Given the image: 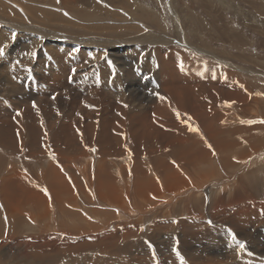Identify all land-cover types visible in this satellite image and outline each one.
<instances>
[{
    "label": "bare ground",
    "instance_id": "6f19581e",
    "mask_svg": "<svg viewBox=\"0 0 264 264\" xmlns=\"http://www.w3.org/2000/svg\"><path fill=\"white\" fill-rule=\"evenodd\" d=\"M116 1L121 2L122 0H107L112 3ZM123 1L126 3V7L133 2L135 5L140 2V0ZM247 1L253 3L252 5L256 4L257 9L264 8V0ZM226 2L227 0H204L202 4L205 7L208 3L209 6L224 8L223 11H227L225 9L227 7L229 10L227 13L231 14L238 10L235 0H230L228 5ZM95 3L97 0H0V49H2L0 51V69H4L2 67L10 60L14 69V75H10L11 77L3 73L5 70L0 73V96L6 95H2V91L6 90L3 87H7L6 85L11 81L12 87H17L14 88L15 90L22 89L26 83L34 85L31 92L23 95H17L19 92L15 94V90L7 89L8 97L16 99L17 108L15 110L18 115L15 116L11 110L10 116H8V113L5 114L8 110L7 104L5 108L0 104V146L8 151H18L20 148L28 150V156L35 159L36 157H45L49 144L53 142L58 155L56 158L64 163L62 167L65 168L64 171L71 172L70 176L78 188V197L76 198L69 193L72 192V189L62 175L61 166L48 161H46L47 163L39 161L45 163L42 166L43 169L33 168L30 170V175L35 176L43 186L47 185L51 188L50 194L54 201L50 209L48 205H45L47 199H43L41 197L43 194L37 191V188L41 187L31 183L26 173L23 174L24 176L18 175L14 166L11 173V171H7L4 164V167L0 165V238L2 236L6 239L1 245V258L9 264H61L62 262V264H100V262L103 264V261L104 264H141L139 263V257H141L144 259L142 260L143 264V261H146L150 255V244H159L157 236L163 235V232L157 230L153 234L147 229V231L142 230L139 233L136 230L135 232L125 231V228L124 231L122 230L123 234H119L121 231L119 228L127 227L132 220L131 212L133 210H136L135 216L144 220V217L155 210V205H161L168 201V190L167 194L162 197L157 194V192L159 193V188L155 184L157 179L154 181L156 177L149 176L148 173L149 170H154L161 175L162 185L164 182L177 194L183 193L189 186L188 182L187 185L183 180L184 183L180 182L176 175L179 171H184L183 173L187 174L190 181L192 180L198 187V196L200 197L203 196L202 184L207 180V205L205 206H207L208 212L204 211L207 213L206 219L205 213H202L203 201L194 200L193 205L188 201L192 205L190 207H192L193 213H188L187 218L182 217L183 219L180 220L181 224L185 225L182 237L177 238L179 232L176 237L174 234L172 238H176L177 242L162 247V249L159 248L158 257L150 258V260H154L155 264L156 260L159 263L167 260V263L170 261L172 264H264V201H260L259 198L257 201L254 197L256 196L254 190L264 186V112H262L260 120L258 119L259 121H253L249 117V106H252L247 97L249 92L247 93L245 90L246 83L243 81V85L242 81H239L240 79H234L231 74L225 71L224 74H221L218 70L210 69L202 62L194 60V57L187 56L188 53L185 55L182 54L183 51L180 53L175 50L176 48L172 49V46L157 47L158 43L165 42L163 39L167 40L168 38H164L166 35L163 37L160 33L152 32L131 37V39L137 38L131 43H122L120 40V46L112 47L110 50L109 56L113 59L111 64H96V62L92 66L89 63L79 62L88 67L86 71L80 72L79 66L77 65V70L74 65L81 61L82 56L87 58V54L92 53L95 48L97 50L98 47L107 48L110 44L108 41V43L105 42L106 40L102 43L99 42L100 39L96 41V38L99 37L96 36L97 33L90 36V39L84 40L81 38L82 36H79L83 33L76 35L77 32L69 30L68 27L76 28L80 23L85 25L88 30L95 32L102 30H115L116 32L126 29L130 30L128 31L130 34H135L140 28L137 24H119L121 21L118 23L119 25H111L110 22L104 23L109 16H107V12L101 19L102 21L95 19V15L91 14L92 12L88 8L89 5L92 6ZM141 3L138 5L141 6ZM172 3L173 0L171 2L173 7ZM184 3L188 4L185 1ZM159 6L162 7V5ZM130 7L132 8V6ZM87 8L89 10H86ZM149 8L151 7L149 6ZM91 9H94V6ZM138 10L146 9L138 8ZM187 12L191 13L192 11ZM243 12H245L244 8ZM134 13L136 14L130 15V17L144 23L142 12L138 13L135 10ZM123 14L126 15V13ZM192 14H189L190 17ZM248 14V18L255 19L252 13ZM243 16L237 11L235 18ZM147 19L149 18L146 17ZM155 19L157 18L155 17ZM182 20L184 22L183 17L176 14L175 21L178 31L182 32L184 38L185 30L188 28L183 25ZM255 20L258 22H255V27L264 23L261 20ZM263 27L264 24L261 28ZM189 32L191 31L189 30ZM263 32H261L262 35ZM120 34L122 35V33ZM100 35L102 34L100 33ZM201 38H203L202 35ZM43 39H47L48 42H55L56 39L58 41L70 39L71 41L67 42V44L71 43L70 47L68 48L66 44L59 51L60 54H64L65 59L58 56L59 58L54 60H44V57L50 58L51 54L48 50L44 51L46 44ZM48 46L46 45V47ZM77 46L80 48L79 50H77ZM140 48L146 50L140 55L142 61L146 62L152 59L155 63L157 60L158 63V68L156 65L155 68L159 71L161 85L157 88L158 91L156 89L157 92L154 96L140 94L138 92L143 91L136 92L137 90L129 92L127 95L125 76L131 71L129 70L131 65L125 66L123 61L126 54L137 53L141 50ZM33 49L38 52L36 56H34ZM66 54L69 56L66 57ZM37 57H43L40 61L45 65L36 64L34 60ZM18 59H23L25 66L21 63L18 64ZM141 59L140 64H142ZM136 62L138 61L136 60ZM153 63L150 61V65L154 68ZM228 63L233 68L247 71L253 77L254 74L264 77V72H260L261 70L254 67L251 69L242 68L230 61ZM140 64L139 66H141ZM41 68L46 72V75H39L40 72L43 73V70L39 71ZM75 69V73H70ZM223 77L227 81L223 85L217 83L218 86H216L215 83L222 80ZM70 78L71 84L79 86L81 90L73 91L72 86L69 87L67 82ZM236 98L240 99L239 110L230 111V118L234 115L233 118L237 120L238 115L240 117L244 115L246 119L239 123L228 120V124H232L233 127L229 124V127L227 126L229 129L226 130V125H224L218 129V133L214 132V136L218 139L214 144L215 151L211 154L209 153L211 149L208 150L205 146L209 145V142H205L204 145L203 139H199L200 135L197 134L194 127L207 128L208 120H210L208 124L212 122L223 124L225 119L219 117L222 115L219 106L230 104L231 107L233 101H237ZM10 102L13 103V101ZM21 105H24L23 108ZM260 107L264 110V106ZM3 110H5L4 113ZM188 116L192 120H189ZM125 142L130 146L129 149L127 147L125 150ZM94 144L97 147V155L99 154L98 160L95 163L86 161L85 166L79 164L85 160L83 157L87 156L88 148ZM124 150L125 153H123ZM160 151L162 152L159 153ZM127 157L132 158L128 163L126 162ZM168 158H173L174 161H169ZM217 158V163L214 164L213 162ZM1 160L0 157V162L3 163ZM15 165L17 167L19 164ZM32 166L34 167V165ZM241 166L244 167L239 170L241 173L239 172L238 178L233 183L231 182L232 184L221 181V177L225 178L229 168H236L238 171ZM205 170L208 172L205 173ZM236 174L237 177L238 174ZM235 176L230 175L228 178L232 180L236 178ZM18 183L19 185H17ZM191 184L190 186H192ZM192 190L180 195L176 200L178 203L173 205V208L178 210V216L184 215V210L189 204L187 202V199L190 198L188 194ZM153 194L156 196L153 197ZM33 197H38V200L28 202ZM79 198L85 202L83 208L82 206L77 207ZM68 201L73 202V208L70 207V203L67 208ZM46 204L48 203L46 202ZM5 205L10 209L5 208ZM167 205L168 203H166ZM81 208V211L87 212L89 216L92 215L91 219L82 216ZM98 209L104 211L108 217L101 216L102 220L100 221ZM52 210L55 218L59 213V226L56 223V225L51 223L54 220L51 215ZM160 211V217L170 218L166 208L163 207L158 212ZM187 212L189 211L187 210ZM92 218H99V220L96 221ZM137 221H131L132 223L128 226L135 227L134 224ZM165 222L168 221H162V223ZM112 225L115 226L112 231L103 230V228L107 229ZM196 228L197 232H194ZM206 231L207 246L199 248L193 245L198 239L196 236ZM16 237H19L21 243L18 244L21 245L15 243ZM11 246L18 249L16 255L11 254ZM98 248L105 251L100 258L95 255ZM202 251L207 252V263L203 262L202 255H197ZM170 262L169 264H171Z\"/></svg>",
    "mask_w": 264,
    "mask_h": 264
},
{
    "label": "rangeland",
    "instance_id": "374dc122",
    "mask_svg": "<svg viewBox=\"0 0 264 264\" xmlns=\"http://www.w3.org/2000/svg\"><path fill=\"white\" fill-rule=\"evenodd\" d=\"M143 1H145V2H143ZM159 1V2H158ZM153 0V1H151V0H140V2H138L139 4L141 3L142 5L140 6V5H138V3H136V5L134 4V2H133V4L131 3V5L129 4V5H127L128 7H126L125 6V4L126 3H124V1L122 0L121 2L120 1H116L115 3H112V2H107V0L105 1V0H97V3H95L94 5H89L88 6V8L90 9H86V10H89V11H91L90 13L91 14H93V15H95V19H103L104 18V16L107 14V16H108V19L106 18V21H104V23H106V22H110V24L111 25H119V24H124V25H132V24H137L138 26H140V28H138L139 30L135 33V34H130V32H128V31H130V30H126V29H121V30H119V31H116V32H118V33H116L115 32V30L114 31H112V30H102V31H91V30H88L87 29V27L85 26V25H83V24H80L79 23V25L78 26H76V28H71L70 29V27H68L69 28V30H73L74 32H77L76 33V35H78L79 33L80 34H82V35H79V36H82L81 38H83L84 40L85 39H90L89 37L90 36H92L93 34L95 35L96 33V36H99L98 38H96V41H99V39H100V43H102V42H104L105 40V42H109V44L110 45H108L109 47H104V48H102V47H98V50H97V48H95V50L92 52V53H88L87 55H88V57L86 58V56H85V58H83V56L81 57V61H78V62H76L75 63V65H74V68H76L77 70H78V66H79V69H80V72H82V71H86L87 70V66L85 67V66H83V64H87V63H89V65H95V63L96 64H99V63H112V57H110L109 55H110V50H111V48L113 47V48H118L119 46H120V42L122 41V43L123 42H132L133 40H135V39H137V38H134V39H131V37H136V36H141V35H146L148 32H152V33H155V34H159L160 33V35H162L164 38H168L167 40L166 39H163V41H165V42H162V43H158L157 44V47H161V46H164V47H171L172 49H175L177 52H180V53H182V51H183V53L182 54H187V56L189 55V56H192V58L194 59V60H197V61H199V62H202L203 64H205V65H207V67L208 68H210V69H215V70H218V71H220V73L221 74H224L225 72L226 73H229V74H231V77H233L234 79L236 78V80H238V79H240L239 81H242V84H243V81H244V83H246L245 85H246V92L248 93L249 92V96H247L248 98V101H249V103L251 104V106L252 107H250L249 106V111H248V114H249V117L253 120V121H255V120H260V118H261V116L263 115L262 114V112H264V110L263 109H261V107L260 106H264V77H261L260 75H258V74H254V77L252 76V75H250V74H248L247 73V71H242V70H238L236 67H232L231 66V64L229 65V61L230 62H232V63H234L235 65H239V66H242V68H250L251 69V67L253 68H256V69H259V70H261L260 72H264V27L263 28H261V26L264 24H259L260 25V28H259V25L258 26H254L256 23L255 22H257L255 19H257V20H261V21H263L264 22V8H258L257 9V7H255V5L256 4H254V5H252L253 3H251V2H249V1H247V0H245V2H244V0H235V2H237V7H238V10H235V11H233V13L231 14V13H227V11H229L228 9H227V7H225V9L227 10V11H223L224 10V8H218L217 6H209L208 5V3H207V6L205 7L203 4H202V1H204V0H184L185 2H188V4L187 3H184V1L183 0H173V7L171 6V2H172V0L170 1V0ZM181 1V2H180ZM183 1V2H182ZM230 0H227V5H228V2H229ZM118 2V3H117ZM238 2H241V3H238ZM146 3V4H145ZM156 3V4H155ZM166 3V4H165ZM264 3V2H263ZM113 4V5H112ZM124 4V5H123ZM187 4V5H186ZM194 4V5H193ZM251 4V5H250ZM100 5V6H99ZM102 5V6H101ZM144 5V6H143ZM146 5V6H145ZM159 5H162V7L164 8H162L161 6H159ZM201 5V6H200ZM230 5H232V4H230ZM241 5H242V7H241ZM93 6H94V9H91V7L93 8ZM96 6H98V7H96ZM110 7V8H108V7ZM113 6V7H112ZM117 6V7H116ZM128 8L127 10L124 8ZM130 6H132V8L134 9H132ZM143 6V7H142ZM149 6L151 7V8H149ZM239 6H240V8H241V10H240V8H239ZM100 7H101V9H100ZM106 7V8H105ZM116 9H115V8ZM119 7V8H118ZM254 7V8H253ZM96 8H97V10H96ZM112 8V9H111ZM130 8V9H129ZM138 8H143V9H146V10H142V11H139L138 10ZM155 8H158L157 10L155 9ZM169 8V9H168ZM184 8V9H183ZM204 8H206V9H204ZM243 8L245 9V12H243ZM247 8V9H246ZM108 11H107V10ZM118 9V10H117ZM120 9H122V10H120ZM126 11H125V10ZM149 9V10H148ZM155 9V10H154ZM188 9V10H187ZM93 10V11H92ZM95 10V11H94ZM130 10H132V11H130ZM135 10H137V12L138 13H141V14H143V17H144V20L146 21H144V23L143 22H138L135 18H133L132 16L130 17V15H135L136 13H134L135 12ZM152 12H151V11ZM195 10V11H194ZM259 10V11H258ZM261 10H263V11H261ZM88 11V12H89ZM119 11V12H118ZM121 11H123V12H121ZM182 11V12H181ZM187 11H192L191 13H189V12H187ZM205 11V12H204ZM237 11H239V13H241V14H243L244 16L242 17V18H239L238 17V19L237 18H235L236 17V14H237ZM107 12V13H106ZM156 12V13H155ZM195 12H196V14H195ZM200 12V13H199ZM207 12V13H206ZM209 12V13H208ZM252 13L253 14V16H254V18L255 19H253L252 20V18L251 17H247L249 14L248 13ZM98 13V14H97ZM102 13V14H101ZM104 13V14H103ZM106 13V14H105ZM123 13H126V15L125 14H123ZM175 13V14H174ZM187 13V14H186ZM192 13H194V14H192ZM223 13H225V14H223ZM147 14V15H146ZM149 14H151L150 15V17H148L149 16ZM158 14V15H157ZM176 14H178V15H180V16H182L183 17V19H184V22H183V20H182V23H183V25L186 27V28H188V30H185L186 32H185V37L183 38L182 37V32L181 31H178V26H177V22L175 21V16H176ZM189 14H192V16L190 17V15ZM199 14H201L200 16H198ZM206 14H207V16H206ZM227 14V15H226ZM129 15V16H128ZM204 15V16H203ZM225 15V17H223ZM119 16V17H118ZM121 16V17H120ZM125 16V17H124ZM147 18H149V19H147L146 20V17ZM169 18H168V17ZM189 16V17H188ZM202 16V17H201ZM226 16H229V17H226ZM233 16V17H232ZM71 17H73V16H71ZM118 17V18H117ZM155 17L157 18V19H155ZM197 17V18H196ZM114 18V19H113ZM123 18H124V20H123ZM126 18V19H125ZM153 18V19H152ZM232 18H234V19H232ZM117 19H119V20H117ZM230 21H229V20ZM240 19H241V21H240ZM125 20H127L126 21V23H125ZM133 20V21H132ZM187 20V21H186ZM246 20V21H245ZM102 21V20H101ZM121 21V22H120ZM189 21V22H188ZM115 22V23H114ZM120 22V23H119ZM156 24H155V23ZM231 22V23H230ZM233 22V23H232ZM119 23V24H118ZM157 23H158V25H157ZM246 23H248V24H246ZM258 23V22H257ZM136 25V26H137ZM146 25V26H145ZM187 25V26H186ZM243 25V26H242ZM253 25V26H252ZM79 26H82L83 27V29H82V27H79ZM110 26V25H109ZM137 26V27H138ZM148 26V27H147ZM160 26V27H159ZM250 26H251V28H250ZM77 27H78V29H77ZM144 29H143V28ZM184 27V28H185ZM192 27H194V28H192ZM254 27V28H253ZM65 28V27H64ZM68 28H66V30H68ZM198 28V30H196ZM204 28V29H203ZM248 28H250V29H248ZM77 29V30H76ZM81 29H82V31H81ZM84 29H86L85 31H83ZM194 29V30H193ZM256 31H255V30ZM262 29V30H261ZM66 30H63V31H66ZM76 30V31H75ZM189 30L191 31V32H189ZM195 30H196V32H195ZM239 30H241L240 32H239ZM71 31H68V32H71ZM81 31V32H80ZM146 31V32H145ZM158 31V32H157ZM162 31V32H161ZM163 31H164V33H163ZM85 32H86V34H85ZM88 32V33H87ZM95 32V33H94ZM126 32V33H125ZM143 32V33H142ZM167 34H166V33ZM253 32V33H252ZM261 32H263V35H262V33ZM91 33V34H90ZM100 33L102 34V35H100ZM120 33H122V35L124 36V35H128V36H126V37H123ZM123 33H125V34H123ZM177 33H179V34H177ZM256 33H258V34H256ZM88 34V35H87ZM90 34V35H89ZM115 34H117V35H115ZM138 34V35H137ZM188 34V35H187ZM197 34H199V35H197ZM19 35H20V33H19ZM107 35H109V36H107ZM111 35V36H110ZM113 35H115V36H113ZM193 35V36H192ZM201 35H202V37L203 38H201ZM204 35V36H203ZM102 36V37H101ZM196 36H197V38H196ZM198 36H199V38H198ZM207 36V37H206ZM104 37H106V38H104ZM191 37V38H190ZM246 37V38H245ZM115 38V39H114ZM118 38V39H117ZM185 38H186V40H185ZM193 38V39H192ZM196 40H195V39ZM103 39V40H102ZM113 39V40H112ZM179 39V40H178ZM204 39V40H203ZM238 39V40H237ZM44 40V42H45V44L48 46V47H46V45H45V50L44 51H47L48 50V52H50V54H51V57L50 58H48V57H44L45 59L44 60H46V61H49V60H54L55 58H62V59H65L63 56H64V54H60L61 52H59V51H61V49L67 44V42H68V40L69 41H71L70 39H62V40H57L56 39V41L54 42V41H50V42H48L47 41V39H43ZM102 40V41H101ZM110 40V41H109ZM121 40V41H120ZM131 40V41H130ZM172 40V41H171ZM182 40V41H181ZM189 40V41H188ZM192 40V41H191ZM194 40V41H193ZM203 41V42H200V41ZM207 40V42H205ZM251 40V41H250ZM61 41V42H60ZM119 41V42H118ZM186 41V42H185ZM239 41H240V43H239ZM259 41V42H258ZM262 43H261V42ZM64 42V43H63ZM75 42V41H74ZM107 42V43H108ZM116 42H118V43H116ZM167 42V43H166ZM189 42V43H188ZM197 42V43H196ZM246 42H247V45H246ZM48 43V44H47ZM51 43V44H50ZM78 43V42H77ZM183 43V44H182ZM191 43V44H190ZM55 44V45H54ZM64 44V45H63ZM69 44H71V43H69ZM69 44H67V47L69 48L70 46H69ZM59 45V46H58ZM63 45V46H62ZM174 45V46H173ZM197 45V46H196ZM200 45V47H198ZM202 45V46H201ZM205 45H207V46H205ZM50 46H52V47H50ZM81 46H83L82 44H81ZM53 47H57L56 49H54ZM78 47V46H77ZM140 47V46H139ZM174 47V48H173ZM185 47V48H184ZM207 47V48H206ZM52 48H53V50H52ZM204 48H206L205 50H204ZM213 48V49H212ZM244 48V49H243ZM58 49V50H57ZM80 48L78 47V49L77 50H79ZM101 49V50H100ZM103 49V50H102ZM141 50H139V52H141V53H139V52H137V53H130L129 55H125V59H124V61H123V63H124V65L125 66H130L129 67V70H131V71H129L128 72V74H127V76H125L126 77V81H127V83L125 84V86L127 87L126 89H127V95H128V93L130 92H132V91H136V92H138V91H143V92H138V93H140V94H145V95H149V96H154V94L158 91V87H160V82L161 81H159L160 79V76L158 75L159 74V71L155 68V65H156V67L158 68V63H157V60H156V63H155V61L154 60H152V59H150L149 61H146V62H144V61H142V59L140 58L141 56V54H143V52L145 53L146 52V50H144V49H142V48H140ZM216 49H218V50H216ZM56 50V51H55ZM97 50V51H96ZM179 50H181V51H179ZM220 50V51H219ZM89 51V50H88ZM212 51H213V53H212ZM22 52V51H21ZM33 52H34V56H36L37 54H38V52H37V50H35V49H33ZM36 52V53H35ZM53 52H57V53H53ZM73 52H75V51H73ZM207 52V53H206ZM208 52H209V54H208ZM70 53V52H69ZM83 53H84V51H83ZM211 53V54H210ZM58 54V55H57ZM71 54V53H70ZM90 54V55H89ZM98 54V55H97ZM107 54V55H106ZM191 54V55H190ZM55 55H57V56H55ZM62 55V56H61ZM67 55V54H66ZM65 55V56H66ZM136 55V56H135ZM59 56V57H58ZM69 56V54L66 56V57H68ZM43 57H37L34 61H35V63L36 64H41V65H45L44 64V62H42V61H40ZM130 57V58H129ZM132 57V58H131ZM139 57V58H138ZM83 58V59H82ZM224 58H225V60H227V61H225L224 60ZM140 59H141V63L143 64H140ZM136 60L138 61V62H136ZM3 61H5V60H3ZM11 61V60H10ZM10 61H7V64L9 65H7V64H5L2 68H4V69H0L1 71H0V73L3 71V70H5V72L3 71V73H5L8 77H11L12 75H14V69H13V63L11 62V64H10ZM18 61V64L19 63H21V64H24V66H25V62L23 61V59H18L17 60ZM24 63H23V62ZM38 61H40V62H38ZM125 61H126V63H125ZM150 61L153 63V66H154V68L150 65ZM223 61V62H222ZM1 62H2V59H1ZM9 62V63H8ZM42 62V63H41ZM83 63V64H80V63ZM86 62V63H85ZM92 62V63H91ZM134 62V63H133ZM14 63H15V61H14ZM48 63V62H47ZM146 63V64H145ZM217 63V64H216ZM134 64V65H133ZM139 64L141 65V66H139ZM78 65V66H77ZM257 65V66H256ZM139 66V67H138ZM147 66H149V67H147ZM210 66V67H209ZM9 67V68H8ZM10 67H12V68H10ZM81 67H83V68H81ZM144 67H146V68H144ZM213 67V68H212ZM215 67V68H214ZM218 68V69H217ZM8 69H10V70H8ZM76 69L75 70H73V72L72 71H70V73H75V71H76ZM83 69V70H82ZM148 69V70H147ZM154 69V70H153ZM228 69V70H227ZM237 71H236V70ZM8 70V71H7ZM11 70H13V71H11ZM40 70H43V68H41V69H39V71ZM133 70V71H132ZM156 70V71H155ZM235 70V71H234ZM145 71V72H144ZM155 72V73H152V72ZM225 71V72H224ZM133 72V73H132ZM149 72V73H148ZM151 72V73H150ZM232 72V73H231ZM237 74H236V73ZM129 73H130V75H129ZM146 73V74H145ZM144 74V75H143ZM220 74V75H221ZM233 74V75H232ZM11 75V76H10ZM39 75H46V72L43 70V73L42 72H40L39 73ZM69 75V74H68ZM133 75V76H132ZM155 75V76H154ZM157 75V76H156ZM131 76V77H130ZM135 76V77H134ZM222 76V75H221ZM41 77H43V76H41ZM127 77L129 78L128 80H127ZM154 77V78H153ZM44 78V77H43ZM131 78V79H130ZM136 78V79H135ZM238 78V79H237ZM152 79H155V80H152ZM220 79V78H219ZM223 79H225V77H223ZM218 80L215 84H216V86H218L217 85V83L219 84V85H223V83H225L227 80L225 79V80ZM69 82H67L68 83V85H69V87H71L72 88V90L73 91H76V89H79V90H81V88L79 87V86H75V85H73V84H71L72 83V81H71V78L68 80ZM130 81V82H129ZM157 81H158V84H157ZM220 81V82H219ZM155 83H156V85H155ZM222 83V84H221ZM228 83H230V82H228ZM227 83V84H228ZM28 83H26V84H24V86H23V91H22V89H14V88H17L16 86H13L12 87V85H13V83H12V81L9 83V84H7L6 86L7 87H3L4 89H6L5 91H2V95L3 94H6V95H3V97L2 96H0V99H2L3 98V100H0V104L1 105H3V108H5V106H6V104H7V108H8V110H7V112H5V114H7L8 113V116H10V113L9 112H11V110H13L12 112H14V115L15 116H17L18 114H17V110H15V108H17V105H16V103H15V101H16V99H15V97H12V98H10V97H8L9 95L7 94V92H8V88H10L9 90H15V94H16V92L18 93H20L21 91H22V93L21 94H17V95H23V94H25V93H28V92H31L32 91V88H33V84L32 83H29V85H27ZM143 84V85H142ZM146 84H148V85H146ZM248 84V85H247ZM10 85V86H9ZM142 85V86H141ZM150 85V86H149ZM158 85V86H157ZM244 85V84H243ZM145 86V87H144ZM148 86V87H147ZM31 87V88H30ZM142 87V88H141ZM156 87V88H155ZM30 88V89H29ZM131 88V89H130ZM145 88V90H143ZM149 89V90H148ZM154 89V90H153ZM156 89H157V91H156ZM147 90V91H146ZM24 92V93H23ZM60 93H61V91H59ZM247 93H245V94H247ZM5 96V97H4ZM13 101V103L12 102H10V101ZM236 102H234L233 101V103L231 104V107H230V104H228V105H224V106H219V110L221 111V116H219V117H223L224 119H225V121L223 122V124H221V123H211V124H208V122L210 121V120H208L207 121V128H200L199 126H195L194 128V130L197 132V134L198 135H200V136H198L199 137V139H203L202 141L204 142V145H205V142L206 143H208L209 145H205L206 147H207V149L209 150V149H211V150H209L210 152L209 153H214L213 151H215V148H214V144H215V141L218 139V137H216V136H214L216 133H218V129H221V127L222 126H224V125H226V130L227 129H229L228 127H229V124H228V122L229 121H231V122H233V120L234 121H237L236 123H239V121L240 122H242L243 120H245L246 119V117H244V115H241V117H240V115H238L237 117H238V119L236 120L235 118H233L234 117V115H233V117H231L230 118V115H231V112L232 111H238L239 109H238V106H239V103H240V99L239 98H236ZM5 101V102H4ZM9 101V102H8ZM2 102H4L3 104H2ZM8 102V103H7ZM234 104V106H232ZM15 107H14V106ZM10 106H12L11 107V109H10ZM22 106H24V105H21V108H23ZM217 107V106H216ZM225 107V108H224ZM228 107V108H227ZM13 108V109H12ZM229 110V112H228V110ZM241 109V108H240ZM247 110H248V108H247ZM246 110V111H247ZM4 111L5 110H3L2 112L4 113ZM231 111V112H230ZM247 114V115H248ZM259 116V117H258ZM14 117V116H13ZM218 117V118H219ZM249 117H247V118H249ZM189 120H192L191 119V117H187ZM217 118V119H218ZM227 120V121H226ZM229 120V121H228ZM258 120V121H259ZM215 125V127H214V125ZM218 125V126H217ZM230 125H232V124H230ZM228 126V127H227ZM198 127V128H197ZM212 127H214V128H212ZM219 127V128H218ZM232 127H233V125H232ZM225 129H223V130H225ZM199 130V131H198ZM214 132H215V134H214ZM201 133H203V134H201ZM203 136V137H202ZM216 137V138H215ZM221 137H224V136H221ZM221 137H219V138H221ZM205 138H207V139H205ZM210 138H211V140H210ZM208 141V142H207ZM212 144V145H211ZM210 146H212L211 148H210ZM124 147H125V150H126V148L128 147V149L130 148V146L129 145H127L126 144V142L124 143ZM156 147V146H155ZM154 147V148H155ZM213 148V149H212ZM236 148H237V146H236ZM2 149H4V150H2ZM89 150H87L88 152H87V156H84L83 158L85 159V160H83V161H81V163H79V164H83L84 166H85V162L86 161H89V162H92V163H95L97 160H98V155H97V147H96V145L94 144L93 146H90L89 148H88ZM51 152H50V151ZM125 150L123 151V153H125ZM207 150V151H208ZM5 151V152H4ZM7 151V152H6ZM12 151V153H14V154H12V153H10V152ZM7 150V149H5V148H2L1 146H0V157H1V161L3 162V163H1L0 162V165L2 166V167H4V165H5V167H7L6 169H7V171H11V173H12V171H13V166H14V169L16 168V171L15 172H17V174L18 175H25V173H26V175L28 176V178L30 179V182L31 183H35V184H38L41 188H37V191H39V193H42L43 194V196H41L43 199H47L46 200V202L48 203V204H46V202H45V205H48V207L51 209L52 208V204H53V201H54V198L51 196V194H50V192H51V188L49 187V186H47V185H42V183H40V181L35 177V176H32V175H30L31 173H30V170L31 169H37L38 170V168H40V169H43L42 168V166L45 164L44 162H42V163H40L39 161H48V162H50V163H54L55 165H57V166H61V168L64 166V163H62V161H60V159L58 160L57 158H56V156H58L57 155V152H56V150H55V145L53 144V142H51V144H49V146H48V148H47V155L45 156V157H36L37 158V160H35L33 157H31V156H28L29 155V152H28V150L26 151V150H23V149H21L20 148V150H18V151H13V150ZM20 151V152H19ZM49 151V152H48ZM10 154H9V153ZM91 152V153H90ZM162 151H160L159 153H161ZM20 153V154H19ZM89 153H90V155H89ZM93 156H92V155ZM5 155V156H4ZM23 155V156H22ZM96 155V156H95ZM24 156H26V157H24ZM6 157V158H5ZM12 158H14V159H12ZM39 158V159H38ZM131 158V157H130ZM130 158L129 157H127V163H128V161L130 160ZM206 158V157H205ZM4 159V160H3ZM45 159V160H44ZM91 159V160H90ZM132 159V158H131ZM20 160V161H19ZM168 160L169 161H174L173 160V158H168ZM217 160H218V158L217 159H215L214 160V164H216L217 163ZM33 161V162H32ZM94 161V162H93ZM5 162V163H4ZM37 162H39V163H37ZM19 164V165H17V167H15L16 165L15 164ZM47 163V162H46ZM58 163V164H57ZM4 164V165H3ZM13 164V165H12ZM61 164V165H60ZM63 164V165H62ZM22 165V166H21ZM32 165H34V167L32 166ZM255 166V165H254ZM253 166V167H254ZM12 167V168H11ZM18 167H19V169H18ZM24 167H28V168H24ZM244 166H241V168L240 169H238V171L236 170V168H229L228 170V172H227V175L225 176V178L224 177H221L222 178V180L221 181H223V182H225L226 184H228V183H233L237 178H238V176H239V174L241 173V171H239V170H241L242 168H243ZM247 166L245 165V168H246ZM12 169V170H11ZM63 170H62V175L65 177V180H66V182H67V184H69V186L71 187V189H72V192H69V193H71V194H73V196L74 197H78V188H77V186H75V183H74V181H73V179H72V177L70 176V174H71V172H69V174H68V172H66V171H64V169L65 168H62ZM231 169V170H230ZM248 169V168H247ZM18 170V171H17ZM23 170V171H22ZM20 171V172H19ZM25 171V172H24ZM150 172H148L149 173V176L151 175L152 177H156L155 178V180L154 181H156V179H157V182H155V184H157V186H158V188H159V193L157 192V194H160V197H162L163 195H165V194H167V190H168V195H167V200L168 201H165L164 202V204H161V205H155V210L152 212V213H150L147 217H144L145 219L144 220H140L138 217H137V215L135 216V211L136 210H133L132 212H131V214L133 215V217H132V220L131 221H135V220H138L134 225H136L135 227H131V226H128V225H130V223H132L131 221H130V223L127 225V227L126 226H123V228L121 227V228H119V229H121V231L119 232V234H123V231H124V229L126 228V230L125 231H130V232H135V230L138 232L139 231V233L140 232H142V230H144V232L145 231H147V229L150 231V232H152L153 234H155L156 232H157V230H159V231H162L163 232V235H160V236H157V242H159V244L158 243H156L157 245H154L153 243H151L150 244V248H151V250L150 249H148V250H150V255H148V259L146 260V261H143V264H155V262H153L154 260H150V258L151 259H156V257H158L157 256V252H158V250H159V248H161L162 249V247H166L167 245H170V244H172V243H175V242H177L176 241V238L175 239H173L172 237L174 236V234H175V237H176V234H178V232H179V234H178V236H177V238L179 239V238H181L182 236V233H183V231H184V228H185V225H183V224H181V222H180V220L181 219H183L182 217H184V218H187L189 215H188V213H193V211H192V207H190V206H192L193 205V203H194V200H201V201H203V204H202V213H205V217H206V219H207V213L206 212H208V208H207V206H205V205H207V180H206V182L205 183H203L202 184V188H204V189H206V190H204L203 189V196H198L199 195V193H198V187L197 186H195V184L192 182V180L190 181V179H189V176H186L187 174H185V173H183L182 171H179V172H177V176H178V178H179V180H180V182L181 183H184L185 182V185H187V182H188V187H186V189L187 190H185L183 193H181V194H177L176 192H174L175 190L174 189H172L171 187H169V186H166L165 184H164V182H163V185H162V181H163V179L161 178V175H159V174H157L154 170H149ZM206 171V172H205ZM204 172L205 173H207L208 171L207 170H205ZM234 172V173H233ZM240 172V173H239ZM238 175H237V174ZM29 174V175H28ZM153 174V175H152ZM235 174L237 175V177L235 176ZM23 175V176H24ZM230 175H233V176H235L236 178L235 179H232V180H230L229 178H228V176H230ZM222 176V175H221ZM245 176V175H244ZM184 182H183V181ZM209 180H211V179H209ZM177 181V180H176ZM189 182H191V183H193V184H191L192 186H190V184H189ZM231 183V184H232ZM17 185H19V183L17 184ZM121 185V184H120ZM205 185H206V187H205ZM197 187V188H196ZM48 188H50L49 190H48ZM190 188V189H189ZM263 188H264V186H263ZM263 188H261V187H258V188H256L254 191V193L256 194V196H254V197H256V199L255 200H257L258 201V198L259 199H261L260 201H264V189ZM163 189V190H162ZM189 189V190H188ZM191 189H193L192 190V192L191 193H189L188 194V196L190 197V198H188L187 199V202L188 201H190L191 203H192V205H191V203H189V204H187L188 206H187V208L188 207H190V208H186L185 210H184V215L183 216H178V210H176V209H174L173 208V205L174 204H176V203H178L176 200L180 197V195H183V194H185L186 192H190V190ZM260 192V193H259ZM122 194V193H121ZM156 194V193H155ZM155 194H153V197H155L156 195ZM193 194V195H192ZM254 194V195H255ZM48 195H49V197H48ZM259 197H258V196ZM126 197H128L127 195H126ZM193 200H192V199ZM51 199H52V201H51ZM35 200H38V197H33V198H31L30 200H28V202H32V201H35ZM50 203H49V202ZM15 202H16V200H15ZM94 203H96L95 201H93ZM71 204V208H73V202L71 203V202H69L68 201V204H67V208H68V206ZM166 203H168V205L166 206ZM170 203H172L171 205H170ZM23 204H25V203H23ZM84 204H85V202H82L81 201V199L79 198V200H78V202H77V207L78 206H82V208H83V206H84ZM99 204V203H98ZM18 205V204H17ZM61 205V204H60ZM6 206V205H5ZM97 206V205H96ZM95 206V207H96ZM130 206V205H129ZM166 206V207H165ZM56 207V206H55ZM131 207V206H130ZM166 208V210H167V212H168V214H170V220L169 219H165L163 216L162 217H160V215H161V211L160 212H158L159 210H161V208ZM5 208H7V209H10L9 207H5ZM82 208L80 209V213L82 214V216H84L85 218L87 217H90L89 219H91V217H92V215H90L89 216V214L87 213V212H83V211H81L82 210ZM133 208V207H132ZM158 209V210H157ZM169 209V210H168ZM55 211H56V209H54ZM99 210V209H98ZM98 210H97V212H98ZM187 210L189 211V212H187ZM206 210V212H204ZM75 211V210H74ZM139 211V210H138ZM27 212H29V211H27ZM53 212V210L51 211V215L53 216V214L54 213H52ZM101 212V213H100ZM99 218H100V221L102 220L101 219V216L103 217H108V215H106L105 214V212L104 211H101V210H99ZM56 214H57V212H56ZM86 216H85V215ZM101 214V215H100ZM131 215V216H132ZM154 215V216H153ZM74 216V215H73ZM152 216V217H151ZM54 217V216H53ZM75 217V216H74ZM99 218H92L93 220H96V221H98L99 220ZM148 218V219H147ZM54 220H55V222H54V220H52L51 221V223L53 224V225H56L57 224V226H59L60 224L58 223V220H59V213H58V215H57V217L55 218H53ZM142 219V218H141ZM76 220V219H75ZM163 220H167L168 222H165V223H162V221ZM5 222V221H4ZM56 223V224H55ZM7 224H8V222H7ZM51 224V225H52ZM207 225V224H206ZM179 226V227H178ZM182 226V227H181ZM111 227V228H110ZM114 225H112V226H109V227H107V229L106 228H103V230H106L107 232L108 231H112L113 229H114ZM130 227H131V229H130ZM123 230V231H122ZM179 230H182V231H179ZM60 232H62V231H60ZM194 232H197V228L195 229V231ZM202 232V231H201ZM168 237H167V236ZM180 235V236H179ZM207 235V231L206 232H203V234L202 233H200V234H198L196 237L198 238L197 239V241H196V243L194 244L193 243V245H196V246H198L199 248L201 247V248H204V246H207V237L205 238V236ZM7 236V235H6ZM24 236V235H23ZM184 237V236H183ZM203 237V238H202ZM17 238V240L15 241V243H21V241H20V239H19V237H16ZM5 238H2V236H1V238H0V249H1V245L5 242V240H4ZM202 239V240H201ZM2 240V241H1ZM205 240V241H204ZM161 241H163V242H161ZM171 241V242H170ZM199 241V242H198ZM205 242V243H204ZM61 243V242H60ZM122 243V242H121ZM199 245H198V244ZM165 244V245H164ZM188 244H190V243H188ZM192 244V243H191ZM18 245H21V244H18ZM159 245V246H158ZM26 246V245H25ZM156 246V247H155ZM158 246V247H157ZM11 254H14V255H16L17 254V252H18V249L17 248H14L13 246H11ZM13 251V252H12ZM152 251V252H151ZM2 252V250H0V253ZM104 253H105V251L104 250H100L99 248H98V250H97V252L95 253V255L97 256H99V258L102 256V255H104ZM101 254V255H100ZM154 254H155V256H154ZM197 255H202L203 256V259L205 260H203V262L204 263H207V252H204V251H202V252H200L199 254H197ZM197 255H195V257H198ZM139 263H141L142 264V260H144L143 258H141V257H139ZM196 260V259H195ZM2 261V262H1ZM101 261H103V260H101ZM152 261V262H151ZM9 264V263H7V261H4L2 258H1V254H0V264ZM169 262L170 261H168V263H167V260L165 261V262H161V263H159L157 260H156V264H169ZM196 262V261H195ZM63 263V262H62ZM61 263V264H62ZM171 264H172V262H170ZM197 263V262H196ZM55 264H57V263H55ZM99 264V263H98ZM100 264H102L101 262H100ZM103 264H104V261H103ZM198 264V263H197Z\"/></svg>",
    "mask_w": 264,
    "mask_h": 264
},
{
    "label": "snow or ice",
    "instance_id": "6c2138e0",
    "mask_svg": "<svg viewBox=\"0 0 264 264\" xmlns=\"http://www.w3.org/2000/svg\"><path fill=\"white\" fill-rule=\"evenodd\" d=\"M15 38L14 34H13V39ZM0 51H2V49H0ZM35 106V104H34ZM243 247V245H241ZM181 259L183 260V257H181Z\"/></svg>",
    "mask_w": 264,
    "mask_h": 264
}]
</instances>
